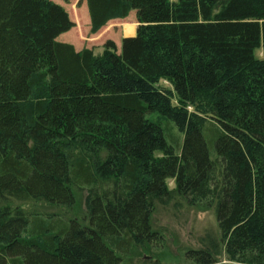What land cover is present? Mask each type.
Listing matches in <instances>:
<instances>
[{
  "label": "trees",
  "instance_id": "obj_1",
  "mask_svg": "<svg viewBox=\"0 0 264 264\" xmlns=\"http://www.w3.org/2000/svg\"><path fill=\"white\" fill-rule=\"evenodd\" d=\"M86 4L91 33L135 12L119 52L59 41L73 22L55 0H0V264H121L160 240L157 206L201 203L229 254L264 256V0ZM74 192L80 220L23 207Z\"/></svg>",
  "mask_w": 264,
  "mask_h": 264
},
{
  "label": "rangeland",
  "instance_id": "obj_2",
  "mask_svg": "<svg viewBox=\"0 0 264 264\" xmlns=\"http://www.w3.org/2000/svg\"><path fill=\"white\" fill-rule=\"evenodd\" d=\"M55 1L66 9L73 22V26L57 39L71 44L76 51L90 49L95 57H99L104 51L105 43L112 41L116 51L119 52L122 38L136 33L138 22L134 11L125 18L108 21L96 33H91L86 0ZM126 26L130 27V32L126 31ZM255 57L263 59L264 49H257ZM161 84L169 87L167 82L163 81ZM151 118L163 126L165 137L169 142L171 139H175L178 143L182 142L183 135L172 123L155 115ZM155 156L161 157L162 153L157 152ZM167 187H174L173 180H167ZM74 194L75 202L70 207L41 203L25 204L23 207L28 211L80 220L85 214V195L84 192H74ZM153 225L160 232V240L145 247L132 248L121 264H140V260H146L148 264H198L188 260L185 251L189 248L206 247L214 253L215 263L213 264H264V256L257 258L249 252L231 255L226 251L217 228L213 208L206 204L201 203L180 210L172 204L157 206L153 213Z\"/></svg>",
  "mask_w": 264,
  "mask_h": 264
},
{
  "label": "crops",
  "instance_id": "obj_3",
  "mask_svg": "<svg viewBox=\"0 0 264 264\" xmlns=\"http://www.w3.org/2000/svg\"><path fill=\"white\" fill-rule=\"evenodd\" d=\"M112 21V20H111ZM128 32H130V30L128 31ZM134 34H129V35H126L125 37H127V36H133Z\"/></svg>",
  "mask_w": 264,
  "mask_h": 264
}]
</instances>
